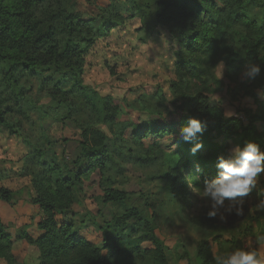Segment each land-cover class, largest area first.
<instances>
[{
	"label": "trees",
	"instance_id": "1",
	"mask_svg": "<svg viewBox=\"0 0 264 264\" xmlns=\"http://www.w3.org/2000/svg\"><path fill=\"white\" fill-rule=\"evenodd\" d=\"M130 2L132 14L127 18L140 21L137 31L143 34L139 38L142 44L157 34L154 32L157 27L179 43L175 67L177 81L172 83V90L179 94L180 108L185 109V113L178 123L136 125L131 120H122V116L132 110L126 101L117 102L111 96H92L88 92L84 78L88 57L100 41L126 25L127 18L119 11L112 15L103 9L100 24L96 25L94 20L79 15L77 0H0V127L14 134L15 125L7 121L11 113L7 106L19 107L26 98L21 76L44 77L47 74L55 84L49 93L54 102L49 110L63 108L67 114L55 117L56 122L64 124L76 110L74 100L82 101L111 134L109 138L97 129H81V153L72 162L48 163L39 152L40 168L27 166L19 174L30 180L32 203L42 212L37 225L39 236L33 239L26 232L12 235L0 218V263L18 264L13 246L26 241L38 250L40 264H118L111 252L115 243L110 236H105L104 248H101L75 232L73 223L68 220L75 216L74 207L80 204L77 190L84 184V177L94 171L101 178L107 177L114 163L112 152H119L111 149L112 141L125 148L134 144L144 149L143 141L155 138L147 149L146 158L140 160L155 162L165 156L170 162H176L177 168H170V172L176 173L173 179L176 193L184 195L186 201L193 190L190 184L203 190L205 180L217 176V158L225 155L231 145L254 142L264 150V0ZM239 62L256 63L262 68L261 74L243 87L245 94L261 106L260 114L250 116L248 125L238 118L227 119L212 99L226 89L225 81L216 75V66L224 63L231 72ZM32 106L46 115L42 118H49L51 113L45 107ZM191 118L205 122L206 129L221 142L200 138L196 143H203V148L193 154L194 143H185L180 136V130ZM257 121L262 123L261 127L255 125ZM161 139H171V152L164 151ZM203 149L209 152V158L203 159ZM197 166L201 171H197ZM29 168L33 171H28ZM108 182L111 181L108 179ZM103 195L105 204L127 206V192L107 187ZM13 198L12 191L0 187L1 201L11 204ZM206 215L190 221L199 228L211 229L215 222ZM59 217L63 219L61 222ZM132 220L144 225L145 242L152 247L146 249L145 254L151 257L153 264H170L166 246L156 234L154 216H146L137 208H127L123 216L114 218V224L123 227ZM262 229L264 233V227ZM214 245L223 255L228 252L226 247L233 243L221 237L203 242L198 253L202 264H216Z\"/></svg>",
	"mask_w": 264,
	"mask_h": 264
},
{
	"label": "rangeland",
	"instance_id": "2",
	"mask_svg": "<svg viewBox=\"0 0 264 264\" xmlns=\"http://www.w3.org/2000/svg\"><path fill=\"white\" fill-rule=\"evenodd\" d=\"M132 8L130 0H77L79 15L94 20L96 25L100 24L103 9L109 10L112 15L119 11L123 18H127L132 14ZM125 21L123 28L114 30L110 38L100 41L88 57L84 74L88 92L92 96H111L117 102L126 101L132 110H126L128 115L124 114L122 120H131L136 125L178 123L185 113V109L180 108L182 102L179 94H174L172 90V83L177 81L175 67L180 51L178 41L157 27L154 31L157 34L148 43L142 44L139 38L143 34L137 31L140 21H129V18ZM246 64L237 63L231 72L227 71L224 63L216 66V75L225 81L226 89L212 99L218 103L227 119L238 118L248 125L250 116L260 114L261 106L247 96L243 89L244 85L251 82V79L243 77ZM47 77V74L44 77L21 76L26 98L19 107L13 104L7 106L11 110L7 121L15 125L14 134L12 130L0 127V175L11 174V179H14L22 171L23 164L24 169L27 166L40 168L37 159L39 152L43 153V161L48 163H60L62 160L72 162L81 153V129H97L111 138L109 129L98 123L94 113L82 101L74 100L76 110L64 124L56 122L55 117L67 114L63 108L49 110L54 103L49 93L55 84ZM35 104L50 111L49 118H42L46 115L32 106ZM255 125L261 127L262 123L257 121ZM200 138L213 142L215 136L206 129ZM21 140L28 142L20 143ZM154 141L155 138L145 139L144 149L134 144L125 148L123 144L110 143L111 149L119 152H112L114 163L107 177L101 178L96 171L91 172L84 177V184L77 190L80 204L74 207L75 216L68 219L73 223L74 231L101 248H104L105 236H110L115 243L111 252L118 264H153L151 257L145 254V250L152 247L145 242L144 225L134 220L123 227L114 224V218L123 216L127 208H137L146 216H154L156 234L166 246L170 264H202L198 257L201 244L213 242L217 237L233 243L226 247L228 252L241 247L242 242L246 244L251 241L254 245L255 238L264 234V174L258 177L249 196L243 198V215L233 213L223 221L217 216L213 219L215 224L211 229L199 228L190 219L207 214L210 202L201 199L194 190L190 191L188 201L184 195L176 193L177 186L173 183L176 173L170 172V168H177L176 162H170L165 156L155 162L140 160L146 158L147 149ZM217 141L221 142L215 139ZM160 142L164 151L171 152V139H161ZM22 144H26L28 152ZM26 152L25 164L23 155ZM201 154L203 159L209 158V152L205 149ZM14 168L18 170L13 171ZM28 171H33V168ZM180 177L181 174L178 181ZM29 187L30 193L22 191L19 198L27 199L30 205H34L31 200L32 188ZM107 187L127 192V206L105 204L103 191ZM12 205L17 206L15 202ZM58 220L61 222L63 219L59 217ZM7 228L8 231L12 229ZM13 231L9 233L15 235ZM23 232L33 239L39 236L38 229L36 233ZM213 252L215 257L220 256L218 246L214 245ZM28 257H31L32 264H40L39 254Z\"/></svg>",
	"mask_w": 264,
	"mask_h": 264
},
{
	"label": "clouds",
	"instance_id": "3",
	"mask_svg": "<svg viewBox=\"0 0 264 264\" xmlns=\"http://www.w3.org/2000/svg\"><path fill=\"white\" fill-rule=\"evenodd\" d=\"M261 72L259 64L247 63L243 77L254 80ZM205 131L206 123L196 118H191L180 130V136L185 143H194L195 146L191 149L193 154L203 148V143L196 141ZM216 167L217 176L205 180L203 190L194 188L191 184L189 186L201 199L210 202L208 218L219 216L223 221L233 213L237 216L243 215V198L249 196L258 182V177L264 174V150L258 143L248 142L243 146L236 143L227 149L225 155L217 158ZM197 171H201L199 166ZM214 259L216 264H264V234L255 238L254 245L251 241L246 244L242 242L241 247Z\"/></svg>",
	"mask_w": 264,
	"mask_h": 264
},
{
	"label": "crops",
	"instance_id": "4",
	"mask_svg": "<svg viewBox=\"0 0 264 264\" xmlns=\"http://www.w3.org/2000/svg\"><path fill=\"white\" fill-rule=\"evenodd\" d=\"M22 145H24L23 147H25V150H27L28 152L26 144ZM27 152L23 155V163L25 164L27 162V158L25 157ZM23 169L24 164L22 169H20L22 171H20V173H18L16 175V178L14 179H11L13 178L11 174L4 173L3 175H0V181L3 180L0 183V186L14 193V198L11 204L4 203L0 200V218L6 227H10L14 230L13 231L12 229H10L11 231H13V233H15V235L17 232L19 233L23 231L36 233L37 225L42 218V212L37 206L35 207L34 205H30L27 199L19 198V195L22 191H25V193H30V180H28L27 178L19 177V174L23 172ZM12 170L17 171L18 169L14 168ZM8 181L13 183L10 184V182ZM14 202L17 204V206L12 205ZM32 254H34V256L38 255V250L35 247L29 245L26 241H19L13 246V255L17 259L18 264H21V262L22 264H32L33 262H31L30 260L31 257H28Z\"/></svg>",
	"mask_w": 264,
	"mask_h": 264
}]
</instances>
